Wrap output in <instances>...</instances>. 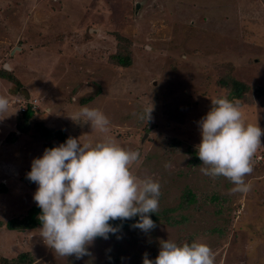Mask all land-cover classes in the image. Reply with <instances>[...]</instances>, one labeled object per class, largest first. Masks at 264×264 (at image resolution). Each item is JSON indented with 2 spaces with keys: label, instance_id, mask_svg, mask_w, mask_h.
<instances>
[{
  "label": "rangeland",
  "instance_id": "obj_1",
  "mask_svg": "<svg viewBox=\"0 0 264 264\" xmlns=\"http://www.w3.org/2000/svg\"><path fill=\"white\" fill-rule=\"evenodd\" d=\"M123 46L131 52L127 68L110 60ZM3 69L16 82L0 77V95L10 101L0 114V264L25 253L32 264H143L145 253L158 256L162 241L188 236L210 245L216 264H264V145L245 177L252 185L247 193L231 192L223 176L204 175L202 163L189 165L211 99L238 102L246 121L264 129V0H0ZM232 78L249 91L233 96L221 85ZM83 106L101 110L110 130L74 122L70 117ZM146 106H153L149 121L138 118ZM24 107L35 112L31 125L50 133L33 127L17 134ZM59 132L138 150L133 173L160 182L159 211L175 208L185 188L193 191L188 222L161 221L147 233L120 229L95 239L80 259L57 255L40 237L42 227L9 231L8 221L38 207V185L27 174L49 144L65 143ZM174 140L181 144L171 153ZM215 194L222 199L213 202Z\"/></svg>",
  "mask_w": 264,
  "mask_h": 264
},
{
  "label": "clouds",
  "instance_id": "obj_2",
  "mask_svg": "<svg viewBox=\"0 0 264 264\" xmlns=\"http://www.w3.org/2000/svg\"><path fill=\"white\" fill-rule=\"evenodd\" d=\"M211 100V109L198 122L201 172L213 178L223 176L234 185L233 193H247L252 185L245 177L253 172V157L264 145V129L246 121L238 102L226 97ZM9 107V99L0 95V114ZM152 111L153 106H146L138 118L149 121ZM70 118L81 124L90 122L101 133L110 130L108 117L99 109L83 106ZM140 159L138 150L111 140L90 144L69 137L65 143L45 149L27 174L38 185L34 201L42 210L38 219L45 244L61 257L80 259L89 255L95 239L106 240L120 230L110 221L138 216L134 228L145 233L155 229L151 214L159 211L161 184L133 173ZM143 264H216V256L207 243L168 239L161 242L155 260L145 253Z\"/></svg>",
  "mask_w": 264,
  "mask_h": 264
},
{
  "label": "trees",
  "instance_id": "obj_3",
  "mask_svg": "<svg viewBox=\"0 0 264 264\" xmlns=\"http://www.w3.org/2000/svg\"><path fill=\"white\" fill-rule=\"evenodd\" d=\"M131 52L129 51V48L126 46L121 47L119 49V52L112 56L110 58L111 62L120 68H127L132 64V58H131ZM0 77L9 80L10 82H16V80L10 75V73L3 69L2 72H0ZM19 81L17 82V86H19ZM223 87H228V89L232 92H234L233 96H242L246 92L249 91L248 85L241 83L237 81L236 79L232 78L230 79V82H228V79H224L221 83ZM30 107V106H29ZM34 111L29 108L25 113L20 114L16 118V131L20 132L21 134L28 135L30 133V130H32L33 127H37L38 132L40 133L43 129L42 126L39 124H36L35 126L31 125V119L34 115ZM45 129V128H44ZM14 138L12 139V142L14 143L17 140L16 134L14 133ZM57 138L61 142H66L67 137L63 132H59L57 134ZM180 142H177L174 140L172 143H170L172 152H176L178 147L180 146ZM52 148V146L49 144L46 149ZM193 155V159L189 162V165L191 168L198 166L202 163V161L199 159V156L197 154L196 149H190L189 151ZM222 198L218 195L212 196V201H219ZM196 204V196L193 193V191L190 188H185L180 196V202L175 208L171 209H163L161 211H158L156 214H151V219L156 223H159L161 221H164L170 226L177 227L179 225H185L188 222L187 216L184 214L186 211H189L191 206ZM41 209L39 207H33L31 208L28 213L27 217L24 220H10L6 224V228L9 231H18V232H26L28 230L36 229L38 227H42V224L40 220L38 219L39 215L41 214ZM139 220V217H135L130 220H115L110 221V223L117 227L119 226V229H126L130 228L133 229V225ZM221 235L224 234V231H219ZM195 241V236H188L186 241L181 240V242L177 243H191ZM157 257V256H156ZM155 257V258H156ZM152 259V260H155ZM33 258L29 253L21 254L13 259H2L1 264H32Z\"/></svg>",
  "mask_w": 264,
  "mask_h": 264
},
{
  "label": "built area",
  "instance_id": "obj_4",
  "mask_svg": "<svg viewBox=\"0 0 264 264\" xmlns=\"http://www.w3.org/2000/svg\"><path fill=\"white\" fill-rule=\"evenodd\" d=\"M17 100H18L17 103H21V101H22V100H19V99H17ZM36 102H37V100L32 101V104H33V103L36 104ZM23 103H24V104H27V105H30V103L28 104V102H27V101H24V100H23ZM26 110H27V109L24 107V108L22 109V113L25 112Z\"/></svg>",
  "mask_w": 264,
  "mask_h": 264
},
{
  "label": "water",
  "instance_id": "obj_5",
  "mask_svg": "<svg viewBox=\"0 0 264 264\" xmlns=\"http://www.w3.org/2000/svg\"><path fill=\"white\" fill-rule=\"evenodd\" d=\"M48 133H50L49 130H47V129H43V131H42V135H46V134H48ZM47 137H48V136H47ZM48 138H50V137H48Z\"/></svg>",
  "mask_w": 264,
  "mask_h": 264
},
{
  "label": "crops",
  "instance_id": "obj_6",
  "mask_svg": "<svg viewBox=\"0 0 264 264\" xmlns=\"http://www.w3.org/2000/svg\"><path fill=\"white\" fill-rule=\"evenodd\" d=\"M17 101H18V100H16V103H17ZM17 134L24 135V134H21L20 132H17ZM25 136H26V135H25ZM16 141H17V140H16ZM16 141H15V142H16ZM12 143H13V142H12Z\"/></svg>",
  "mask_w": 264,
  "mask_h": 264
}]
</instances>
